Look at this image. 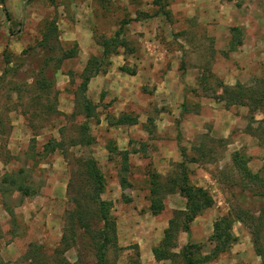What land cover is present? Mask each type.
Returning a JSON list of instances; mask_svg holds the SVG:
<instances>
[{
	"label": "rangeland",
	"instance_id": "obj_1",
	"mask_svg": "<svg viewBox=\"0 0 264 264\" xmlns=\"http://www.w3.org/2000/svg\"><path fill=\"white\" fill-rule=\"evenodd\" d=\"M2 2L0 179L22 172L30 195L0 196V264L93 263L82 241L62 239L71 212L94 211L90 160L108 205L106 264H184L188 243L200 246L193 257L208 255L213 223L231 207L256 222L264 203L249 193L264 185L242 180L232 155L243 154L247 169L264 178V110L227 105L224 89L264 91V0ZM112 37L117 44L83 95L82 72ZM120 116L136 122L114 125ZM181 166L188 185L213 199L189 237L180 229ZM156 200L163 208L152 214ZM241 218L244 226L232 223L229 250L205 264H260L253 223ZM169 229L170 256L157 262L152 250ZM259 237L264 247V229Z\"/></svg>",
	"mask_w": 264,
	"mask_h": 264
},
{
	"label": "trees",
	"instance_id": "obj_2",
	"mask_svg": "<svg viewBox=\"0 0 264 264\" xmlns=\"http://www.w3.org/2000/svg\"><path fill=\"white\" fill-rule=\"evenodd\" d=\"M0 6H2V12L7 18V12L3 7V2L0 0ZM235 31V29H233ZM118 35V32L116 33ZM234 38L229 43V51L234 50ZM117 38L112 37L109 39H103L100 46L102 48L101 56L98 59H92L91 62L86 65L82 72L80 91L84 95L86 87L89 81L94 78L97 74L100 73L101 69L105 65V59L110 53V48L117 44ZM115 46V45H114ZM107 64V63H106ZM225 93V103L227 105H244L251 108L255 106L259 110H264V91H261L258 97L254 95H245L243 92H237L235 89L231 90L228 88L224 89ZM84 109L88 116L91 114L90 107L87 103V100L83 97ZM184 108V107H183ZM254 108V110H256ZM136 120L131 119L128 116H120L115 122L114 125H128L135 124ZM86 131V127L83 128ZM177 138L179 134L177 133ZM53 151V148L52 150ZM180 156L184 160L185 154L180 149ZM124 158L126 154L124 153ZM232 161L239 171L242 180H250V182H262L261 185H264V178L260 177L258 174H252L247 169L248 159L241 153L235 152L232 155ZM21 173L16 175L4 174L0 179V196H4L8 193L9 190H15L19 192L22 196L30 195L28 187H25L24 183L21 182ZM86 177L90 181V186L92 188V193L89 198V204L94 208L92 214L87 208L77 207L73 212H71L67 217L66 222V232L69 236H63V242L66 244H76L78 240L83 242V250L88 252L93 258L92 264H106V253L107 248L110 243L111 237L109 235L110 223L107 217L108 205L103 202L100 198L102 192V177L98 173L96 164L93 160L89 161L88 167H86ZM179 195L185 200L184 211L181 213V225L180 229L186 233L189 237V225L190 223L199 216L203 211L211 208L213 206V199L210 194L203 188L193 187L188 185L186 172L183 166H181V174L176 185ZM241 192H244L243 190ZM232 195V194H231ZM250 198L254 201L264 203V191H250ZM233 198L238 199L234 194ZM229 208L228 216H223L217 219L212 226V234L208 238V241L213 245L208 255L201 256L197 255L192 256V249H199V245L186 244L182 251V258L184 264H205L217 259L220 255L226 253L236 239L231 234V227L233 222H239L244 226L246 222L241 218L248 219L249 222L253 223V228L250 229V235L252 239V246L254 253L260 259V264H264V247L260 246V229H264V205L258 209V217L253 221V219L247 215V212L243 208ZM150 211L152 214H158L162 210V205L159 201H152L150 205ZM91 214V215H90ZM92 219L95 220V228H93ZM247 220V221H248ZM256 223V224H255ZM169 228L172 229V223L169 224ZM165 231V236L163 242L158 248L152 250V255L155 261H161L168 258L170 255L168 253V247L170 246V232L171 230Z\"/></svg>",
	"mask_w": 264,
	"mask_h": 264
}]
</instances>
